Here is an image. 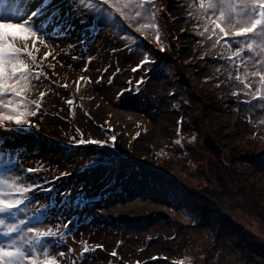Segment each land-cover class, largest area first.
Returning a JSON list of instances; mask_svg holds the SVG:
<instances>
[{"label": "rangeland", "instance_id": "obj_1", "mask_svg": "<svg viewBox=\"0 0 264 264\" xmlns=\"http://www.w3.org/2000/svg\"><path fill=\"white\" fill-rule=\"evenodd\" d=\"M34 2L38 4L39 0ZM168 2L172 3V6L168 8L167 16L163 19L168 25L172 17L173 23H170V28L178 35L182 43H187L188 53L186 54L192 55L207 50L210 52L207 59L208 68L219 65L220 61L213 59V53H218L220 49L214 52L210 49L209 43L203 42L202 38L194 35L193 22L188 18L189 14L199 6L198 0H168ZM54 6L61 7L65 12L68 11L65 0H55ZM155 8L159 10L162 7L155 3ZM6 14L3 12V6L0 5V15ZM65 19L67 20L68 17ZM71 22L74 28L68 34L54 38L50 42L54 47L51 49L52 54L46 59L41 58L49 49L37 44L40 48L37 62L42 65L47 79H43L42 84H37L30 95H36L39 89L45 90L47 94L42 101L40 113L32 118L33 126L22 130L0 129L3 142H8L10 145L8 149L12 151L9 159H19L21 166L25 169L29 167L38 169L35 174L28 175L39 178L45 187L55 189L51 195L58 201L60 197L57 193L64 190H74L77 193L84 186L89 192L97 193L99 190L102 191L104 186L101 181L95 179L90 180V183L76 184L74 175L67 173L72 172L68 166H71L73 162L66 163L62 158L50 156L56 151L64 154V146L61 143L64 142L65 136H68L67 130L74 127L73 123L81 127L89 141H91L89 137H92V140L108 141L111 135H115L116 138L122 139L120 144L123 148L128 143V138L130 139V136L125 137V130L128 129L134 136L133 139L136 138L135 133L138 128L134 129L132 126L140 122L133 120L141 121L140 126L145 127V130L139 129L141 133L133 143L132 156L138 161L145 154L152 153L155 148L171 144L173 130L177 129L180 123L179 112L176 109L177 102L168 77L161 71L157 77L145 75L143 83L138 84L141 80L136 79V75L141 73L137 65L144 59V55H147L150 43L154 41L155 34L152 31L146 30L143 35L135 33L137 25L133 22L131 25L133 39H124L120 26L95 24L90 17L81 18L75 14L72 15ZM96 28H102V30L96 31ZM5 31L19 37L26 35L18 26H9ZM136 38H139L138 44L134 43ZM17 43L18 46L23 47L22 40ZM145 43H147L146 47ZM28 44L31 47L30 40ZM70 45L75 47L70 50ZM129 48L133 50L130 51ZM73 56L78 59L73 60ZM89 57L93 59L88 63L85 71V61ZM133 69L136 70L133 71ZM206 69L201 68L199 75ZM223 70L224 74L232 72L235 75L231 66L224 61ZM81 77L90 78V80H81ZM65 84L67 88L63 87ZM229 86L239 91L241 88L234 80L229 82ZM69 99L74 100L73 105L67 104L66 101ZM243 99V95L237 98L241 115L237 130L239 137H245L253 131L264 134V114L240 103L239 101ZM120 120L126 123V129L120 125ZM184 126L185 131L193 130L192 126ZM96 149L105 150L101 145ZM3 156L1 158L4 161L8 160ZM0 170H3V166H0ZM251 172L254 176H249V180L260 183L264 171L254 168ZM101 173L93 175L81 173L79 176L90 179L96 175L100 176ZM247 178L248 176L245 177ZM48 196L47 193L37 192V206L46 203ZM169 202L160 189L149 187L137 193L122 194L104 203L98 202L99 211L86 212L87 206L72 208L61 204L51 207L48 210L50 219L46 221L49 226H61L69 219L76 222L74 234L67 239V244L53 247L52 254L58 257V253L64 251L67 264H70L73 259L76 264H137V262L168 264L170 259L178 258L187 252L193 254L197 248L203 255L207 252L210 254L217 252L216 248H211V241L207 240L203 233H195L191 238L190 236L181 238V232L176 233L177 230L170 223L167 213ZM234 203L240 205L238 201ZM76 213L79 215L75 216ZM197 239H199V245L196 247L192 245V242ZM84 241L89 247L103 245V248H97L94 252L80 257ZM222 242L221 246L227 244L223 240ZM69 246L74 249L71 256L68 255ZM113 251L117 253L115 257L111 256ZM190 255L188 253L187 256ZM212 258L215 263L216 258ZM201 261L208 264L209 257L202 258ZM217 261V264H227L224 258L223 262L221 258ZM245 261L246 258L242 257L238 263L244 264ZM234 262L237 261L234 260ZM61 264L66 262L62 261Z\"/></svg>", "mask_w": 264, "mask_h": 264}, {"label": "trees", "instance_id": "obj_2", "mask_svg": "<svg viewBox=\"0 0 264 264\" xmlns=\"http://www.w3.org/2000/svg\"><path fill=\"white\" fill-rule=\"evenodd\" d=\"M156 4L162 7L157 13L161 42L157 43L155 36L151 43L147 40L150 43L147 56L154 63L139 67L141 73L136 75V79L141 80L145 75L157 77L161 71L168 77L180 122L177 129L173 130L172 143L155 148L138 161L132 156L133 143L140 130H145V127L140 126L141 121L133 120L140 122L132 126L138 128L134 139L126 129V123L119 121L126 129L125 137L130 136L123 148L120 144L122 139L118 138L115 142L110 139L102 144L80 143L81 140H89L81 127L73 123L74 127L67 130L68 136L61 143L64 154L56 151L50 156L62 158L66 163L73 162L68 166L72 172L67 173L74 175L76 184H86L95 179L101 181L103 189L99 190L101 193H93L81 187L89 201L86 205L77 206L75 197L78 192L74 190H64L71 192L66 197L73 201L70 205L53 199V195L48 196L47 202L41 205L57 207L62 204L72 208L87 206L86 212H94L100 210L98 202L104 203L122 194L155 187L170 201L167 213L176 233L181 232V238L203 233L211 241V248L217 250L215 256V252L203 255L197 248L193 254L187 252L170 259L168 264L181 261L183 264H205L201 260L208 257V264H217L218 258L222 262L224 258L227 264H239L242 257L246 258L244 264H264V175L260 183L249 180V176H254L251 169L264 171V134L253 131L245 137H239L237 130L241 115L237 97L233 96V92L239 90L229 86V73L224 74L223 61L219 60V65L208 68L209 51L186 54L187 43H182L170 28L172 17L168 25L163 19L172 3L156 0ZM144 45L146 47L147 43ZM213 51L216 52V49ZM201 68L207 69L199 75ZM40 91L36 95H30L31 92L29 98L39 100ZM184 125L192 126L193 130L185 131ZM89 138L92 141V137ZM177 140L181 143H176ZM2 143L3 140H0ZM100 145L105 150H95ZM6 151L7 155H0V166L4 164L2 156L5 159L12 156L10 148ZM100 172V176L90 179L79 176L81 173L93 175ZM237 201L240 205H235ZM222 240L227 244L221 246ZM198 242L199 239L192 245H199ZM188 253L191 255L187 256ZM212 257L216 258L215 263Z\"/></svg>", "mask_w": 264, "mask_h": 264}, {"label": "snow or ice", "instance_id": "obj_3", "mask_svg": "<svg viewBox=\"0 0 264 264\" xmlns=\"http://www.w3.org/2000/svg\"><path fill=\"white\" fill-rule=\"evenodd\" d=\"M65 3L66 12L54 6L55 0H39L38 4L34 0H0L3 12L7 13L0 15V129L22 130L33 126L32 118L40 113L41 102L47 94L40 91L39 100L29 98L36 85L47 79L42 65L37 62L40 52L37 44L49 49L41 58L46 59L54 47L50 42L74 28L71 22L73 14L81 18L88 16L95 24L120 26L124 39H133L131 25L135 22V33L143 35L150 30L157 43L161 42L156 0H65ZM198 5L188 17L193 22L194 35L209 43L210 49L219 47L220 51L213 53V59L228 63L235 73L229 72L228 82L234 80L241 86L233 96L239 98L243 95L240 103L264 114V0H198ZM9 26H18L26 35L19 37L6 32ZM19 40L23 41V47L18 46ZM138 42L139 38H136L134 43ZM74 47L70 45L69 49ZM72 58L78 59L76 56ZM92 59L89 57L85 61V71ZM151 63L154 61L145 54L137 67ZM139 83H143V78ZM63 87L68 86L65 84ZM66 102L74 104L73 99ZM0 140H3L2 136ZM111 140L115 142L116 136L112 135ZM80 143L102 144L107 141L81 140ZM8 147L10 145L6 141L0 144V155H7ZM37 171L34 167L23 168L19 159L5 160L3 170H0V264H61L62 261L67 264L65 252L60 251L58 258L52 254V248L67 244V239L74 234L76 222L69 219L56 227L46 223L50 219L48 210L52 205L37 206L36 193L44 192L51 197L55 189L45 187L39 178L28 175ZM57 194L62 204H72L73 201L66 198L71 195L70 191ZM75 202L77 206L89 202L82 189ZM83 243L80 257L103 248V245L93 248L86 241ZM73 253L74 249L69 246L68 255ZM116 255L115 251L111 253L113 257ZM70 264H76V261L73 259Z\"/></svg>", "mask_w": 264, "mask_h": 264}]
</instances>
